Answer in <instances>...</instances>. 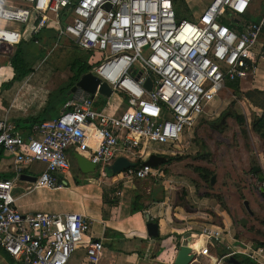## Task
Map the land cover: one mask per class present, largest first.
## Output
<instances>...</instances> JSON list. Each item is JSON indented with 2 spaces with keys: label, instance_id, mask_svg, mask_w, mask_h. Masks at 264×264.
<instances>
[{
  "label": "built area",
  "instance_id": "built-area-1",
  "mask_svg": "<svg viewBox=\"0 0 264 264\" xmlns=\"http://www.w3.org/2000/svg\"><path fill=\"white\" fill-rule=\"evenodd\" d=\"M255 1L211 0L191 21L178 19L173 0H0V21L16 25L0 28V54L23 41L39 45L42 33L52 30L56 44L69 39L101 56L93 73L125 105L117 113L97 110L94 96L79 89L58 118L33 125L28 137L18 124L0 119V148L12 159L16 179L42 164L36 187H57V174L71 169V150L101 171L117 155L137 161L122 174L124 182L162 179V171L139 162L152 143L178 149L227 83L254 76L264 61V4L258 20L248 19ZM14 188L15 180L0 179V249L22 264H69L90 230L89 219L80 213H23ZM227 233L205 228L200 236L206 243L198 251L191 246L196 257L209 264L236 256L264 264V247L240 241L222 257L213 255L210 246ZM103 251L102 240L88 243L87 264H100Z\"/></svg>",
  "mask_w": 264,
  "mask_h": 264
},
{
  "label": "crops",
  "instance_id": "crops-1",
  "mask_svg": "<svg viewBox=\"0 0 264 264\" xmlns=\"http://www.w3.org/2000/svg\"><path fill=\"white\" fill-rule=\"evenodd\" d=\"M185 1L190 8L194 0ZM259 4H261L260 7L254 5L248 16L249 20L256 21L261 17L264 0ZM196 17L193 18L196 19ZM261 43L264 44V34L261 36ZM14 48L15 51L21 48L27 56V54L36 53L39 47L35 42L23 41ZM2 57L5 55L0 54V119L18 124L23 129L22 134L28 137L32 133L30 129L33 125L39 124L40 121L58 118L66 102L74 93L70 92L71 96L65 102L61 101L62 98L58 94L56 98H53L65 81L57 87V83L49 76L44 77L43 73L32 72L23 80H15L16 74L11 59L9 61ZM98 62L99 60L94 61L93 65H97ZM261 63H263L261 71L258 67L254 76L251 75L239 81L242 93L240 96L243 99H247L244 94L249 91L264 90V61ZM228 83L227 88L231 89ZM6 85L9 87H5ZM247 85L253 86L251 88ZM246 89L250 90L244 92ZM93 96L96 101V98L104 95ZM54 99L61 103L53 105ZM123 108L120 106L118 111L113 113L120 112ZM254 108L257 107L254 106ZM192 133L183 138L178 149L171 147V149L158 152L152 148L139 162L141 164L146 162L151 155L164 156L169 159L170 157L177 158V154L189 149L191 154L196 153L195 148L197 147L192 146ZM74 153L73 150L69 153L71 169L67 173L57 174L58 184L54 188L36 187V181L21 179L22 174L38 178L41 171L45 169L44 165L37 164L31 169H25L16 179L12 159L3 153L0 160V179L15 180L13 196L19 211L49 213L45 211L47 208L45 205L49 203L55 205L59 202L65 206V210L56 214L80 213L89 219L90 230L85 235L81 247L73 254L69 264H87L86 247L88 243L95 240H102L104 244L100 264H175L177 252L187 233H191V242H193L202 237L200 235L205 228L213 227L228 232L219 243L210 246V252L219 258L227 254L229 246L238 241L234 239L236 236L234 231L238 229L233 218L225 212L226 210L221 209V204L215 200V196L211 195L214 192L206 191L204 187L200 189L191 185L188 180L184 179L185 176L190 178L188 174L178 175L174 171L175 165L173 164L176 160L153 167L164 173V177L159 181L149 177L124 182L122 174L128 169L113 177L105 174L104 170L107 166L103 171L96 168L95 173H99L96 176L93 175L95 173L83 174L74 160ZM119 157L125 156L117 155L110 165ZM127 159L136 165L137 161H133L132 158ZM117 192H121V195H117ZM59 194H61L60 200L55 197ZM135 201L136 207H144L143 211L131 212ZM214 215L220 217L221 221L216 220ZM149 222L157 223L159 232L157 237L149 236L147 229ZM0 251L7 254L2 249ZM13 261L22 264L14 259ZM1 262L3 261H0V264ZM190 264H209V262L206 258L196 257Z\"/></svg>",
  "mask_w": 264,
  "mask_h": 264
},
{
  "label": "rangeland",
  "instance_id": "rangeland-1",
  "mask_svg": "<svg viewBox=\"0 0 264 264\" xmlns=\"http://www.w3.org/2000/svg\"><path fill=\"white\" fill-rule=\"evenodd\" d=\"M210 1L211 0H194L190 8L187 4L190 10L184 7L180 9L181 17L193 21V17L198 16L201 10L204 9ZM261 1L263 0H256L255 5L260 7L261 4H259V2ZM14 27H16V25L0 21V28L10 29ZM6 51L8 55L2 58L8 59L9 61L10 59L12 60L16 52L15 48L11 50L7 49ZM86 53V50L84 51L79 48L72 40L66 39L58 44L52 41V44L47 45L44 51L41 52L37 64L31 59L32 62H34L33 64H35L33 65V72L43 73L44 77H51L57 83L58 87L62 84V81L66 82L73 75L70 70L71 64L74 63L77 58L83 59L86 57ZM100 58L101 56L99 54H92L88 58L89 65H92L94 61L100 60ZM262 65L263 63L259 65L260 71L263 69ZM252 86L247 85V87L251 88ZM248 90L246 89L244 92ZM58 93L59 92L55 93L53 98H56ZM57 103L61 102L54 99L53 105ZM120 106L124 107L125 105L118 93H113L109 97L99 96L95 101V107L106 113L116 112ZM232 112L244 116L245 125L243 128L239 126L234 118L228 117ZM208 113L209 114L202 119L192 133V146L197 147L195 148L197 152L191 154V150L189 149L184 153L177 154V158H184H179L173 163L175 165L174 171L177 172L178 175L188 174L190 178L185 176L184 179L188 180L191 185H195L200 189L204 187L207 189L206 191H213L214 193H211V195L215 196V200L221 205L227 204L228 207L226 205V211L225 207L221 206V209L233 218L234 224L238 229L234 231L236 232L234 239L255 247L258 243H264L263 182L259 181L255 174L251 172V167L255 161L264 173L263 145L253 131L255 118L260 116L262 111L254 108L250 101L248 102L247 99H243L240 95L235 94L232 89H225L222 91L219 99L213 102ZM152 148L161 152L171 149V146L152 143ZM206 154L208 155L205 161H197L193 158L197 155L203 156ZM196 166L213 171L214 175H212V177H215V184L205 183L200 176L194 172L193 167ZM79 173L82 175L81 172ZM98 174L99 173H95L93 175L96 176ZM75 180H77V178H75ZM60 195L61 194L56 195V199L60 200ZM245 201H248L253 214L247 211L244 205ZM45 206L47 207L45 211L49 213H57L65 210V206L59 202L55 203V205L49 203ZM48 207L55 208L49 209ZM214 218L221 221V218L216 215H214ZM241 219H245V226L241 225ZM82 244H80L79 247H81ZM242 259L243 258H240L238 260L242 264H247L245 262L243 263ZM245 259L250 260L246 257ZM259 259L264 263V257L259 256ZM0 261H3L1 264H17L7 254L1 251ZM214 262V264H216V260ZM222 264L230 263L225 261Z\"/></svg>",
  "mask_w": 264,
  "mask_h": 264
},
{
  "label": "trees",
  "instance_id": "trees-1",
  "mask_svg": "<svg viewBox=\"0 0 264 264\" xmlns=\"http://www.w3.org/2000/svg\"><path fill=\"white\" fill-rule=\"evenodd\" d=\"M174 5H175V10L178 19H183L180 15V9L182 7L188 9L187 3L185 0H173ZM40 44L38 45V50L36 53L32 54H27V56L24 55V52L21 48H18L15 54L12 57L11 64L15 70V80H23L25 77H27L30 73L33 72V61L37 60L41 52L44 51L45 47L47 45H51L52 41H56V36L54 31L52 30H46L45 32L42 33V35L39 37ZM34 42V41H32ZM80 48V47H79ZM85 51V50H84ZM93 53L90 51H87L85 54L86 57L82 58H77L74 63L71 64L70 70L72 71L73 75L65 82L63 86L60 87L58 96H61V101L65 102L71 95H70V89L77 83V81L81 78V76L87 72H90L94 70V65H89L88 63V58L92 55ZM32 59V60H31ZM87 59V60H86ZM36 62V61H35ZM9 87V85H6L5 87ZM228 86L234 90L235 94L237 93L238 95H241L240 91V82L239 81H233L231 83H228ZM244 97L247 98L251 102V104L257 108H259L262 113L260 116H257L255 118L254 124H253V131L261 141L264 149V90L259 91V90H254V91H249L244 94ZM228 117H232L235 119V121L239 124L240 127L243 128L245 125V118L242 115H239L238 113L232 112L228 115ZM42 123V121L38 122ZM3 149L0 148V160L3 156ZM207 155H198L195 158L197 161H205L207 158ZM179 158H184V157H178V158H172L170 157L169 162H172L174 160H177ZM193 170L200 176V178L208 184L211 183V177L214 175V172L200 166L193 167ZM263 170L258 166L257 162H253V165L251 167V172L255 174V176L259 179V181L264 182V173L262 172ZM242 196V194H241ZM243 198V197H242ZM222 207H225V210H227V207L225 204L221 205ZM144 207H136V201L135 203L132 204L131 212H141L143 211ZM255 247H264V243H258L255 245ZM225 255V254H224ZM238 259L243 258L242 262L247 263V264H254L253 261L245 259V257L241 256H236Z\"/></svg>",
  "mask_w": 264,
  "mask_h": 264
},
{
  "label": "water",
  "instance_id": "water-1",
  "mask_svg": "<svg viewBox=\"0 0 264 264\" xmlns=\"http://www.w3.org/2000/svg\"><path fill=\"white\" fill-rule=\"evenodd\" d=\"M151 79L149 78L147 82L145 83V87L147 89L151 88ZM82 89L90 94L95 95V93L98 91L101 95H104L106 97H109L112 94L110 86L103 82L98 76H96L92 71L87 72L81 76V78L77 81V83L71 88L70 92L75 93L77 90ZM74 160L77 163V166L79 170L83 174H92L96 172V165L92 162H90L86 157L83 155L75 152L74 153ZM169 159L164 156H158V155H151L146 162H144V165L151 166V167H158L160 165L168 163ZM135 166V163L129 161L125 157H119L116 159V161L105 168V174L108 177H113L117 174L122 173L126 169L133 168ZM22 180H28L31 182H35L37 180L36 177L28 176L25 174L21 175ZM211 183H215V177L213 176L211 179ZM244 205L247 209V211L250 214H253L249 207L248 201L244 202ZM246 221L245 219H241V224L245 225ZM147 229L149 236L151 237H157L159 235L158 232V225L154 222H149L147 224ZM191 233H187V235L184 238L183 243L179 247V250L177 252L176 258H175V264H190L195 258V252L193 251L191 245ZM227 262L230 264H242L236 257H230L227 259Z\"/></svg>",
  "mask_w": 264,
  "mask_h": 264
},
{
  "label": "bare ground",
  "instance_id": "bare-ground-1",
  "mask_svg": "<svg viewBox=\"0 0 264 264\" xmlns=\"http://www.w3.org/2000/svg\"><path fill=\"white\" fill-rule=\"evenodd\" d=\"M198 237V236H197ZM206 243V237L202 236L200 239L195 240L193 242H190V245H192L195 249L200 250L202 246Z\"/></svg>",
  "mask_w": 264,
  "mask_h": 264
}]
</instances>
